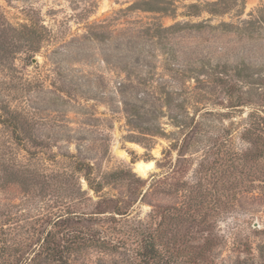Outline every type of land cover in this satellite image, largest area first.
Here are the masks:
<instances>
[{
  "label": "rangeland",
  "instance_id": "obj_1",
  "mask_svg": "<svg viewBox=\"0 0 264 264\" xmlns=\"http://www.w3.org/2000/svg\"><path fill=\"white\" fill-rule=\"evenodd\" d=\"M263 109L264 0H0V264L34 255L18 243L44 236L51 212L112 210L80 200L74 178L49 182L72 155L158 182L127 217H73L90 243L71 264H264V193L237 160ZM139 160L154 166L139 174ZM14 164L36 178L9 183Z\"/></svg>",
  "mask_w": 264,
  "mask_h": 264
},
{
  "label": "trees",
  "instance_id": "obj_2",
  "mask_svg": "<svg viewBox=\"0 0 264 264\" xmlns=\"http://www.w3.org/2000/svg\"><path fill=\"white\" fill-rule=\"evenodd\" d=\"M22 27L26 28L27 25H23ZM36 49L34 47L31 51L35 52ZM248 117V124L240 132V138L247 144V148L241 150V153L237 157L240 168L239 173L242 180L251 178V183L255 181V185L264 193V109L257 110L256 113L249 114ZM6 126L11 129L18 143L27 148L30 144L28 140H25L24 134L28 133L29 129L27 125L21 123L17 118L11 117ZM70 157L73 158L71 171L51 173L47 176L49 182L55 180L65 185L74 178L79 183L78 192L80 200H90L87 194L89 191H92L97 196H100L99 203H112V210L86 211L82 209L78 211L74 210V208L66 207L63 210L51 212V226L49 230H43L44 236H36L34 235L36 232H34L30 237H26L18 243V246L21 245V247H33L35 245L37 249L35 248L36 250L31 251L34 255L29 257L19 253L14 260L15 264H33V262L38 264L39 261L45 264H71L74 251L81 247V245L90 243L88 242L89 238L86 236L81 237L80 230L70 229L68 226L73 217H77L78 219L87 218L89 221L93 217H98L105 212L111 213L110 218L112 219L115 218V215L127 217L130 215V208L137 202L142 201L147 191L155 187V184L158 182V179L153 177L152 182L146 187V181L133 172L131 167L96 175L94 165L89 161L75 157L74 155ZM35 178L36 176L27 168L14 164L11 178L8 181L9 183L25 186ZM80 178L85 181L86 189L82 188ZM114 185H119L123 190L116 194L108 192L109 195L107 196V192L104 190L105 187ZM52 218L54 219L52 220ZM59 226L61 231L57 230ZM156 229L154 228L151 232H147V236L143 239V247L147 254L149 252L156 253L157 248L160 246ZM1 264L10 263L2 262Z\"/></svg>",
  "mask_w": 264,
  "mask_h": 264
},
{
  "label": "bare ground",
  "instance_id": "obj_3",
  "mask_svg": "<svg viewBox=\"0 0 264 264\" xmlns=\"http://www.w3.org/2000/svg\"><path fill=\"white\" fill-rule=\"evenodd\" d=\"M154 166V161H143L139 160L134 163V170L139 174H145L147 170Z\"/></svg>",
  "mask_w": 264,
  "mask_h": 264
}]
</instances>
